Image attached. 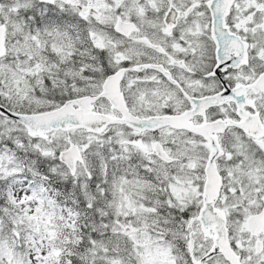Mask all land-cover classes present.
<instances>
[{
  "label": "snow or ice",
  "instance_id": "obj_1",
  "mask_svg": "<svg viewBox=\"0 0 264 264\" xmlns=\"http://www.w3.org/2000/svg\"><path fill=\"white\" fill-rule=\"evenodd\" d=\"M0 264H264V0H0Z\"/></svg>",
  "mask_w": 264,
  "mask_h": 264
}]
</instances>
